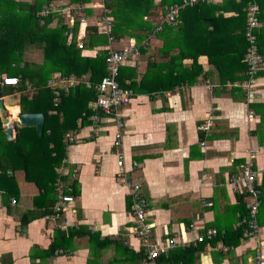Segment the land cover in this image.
<instances>
[{
    "label": "crops",
    "instance_id": "0c3cea01",
    "mask_svg": "<svg viewBox=\"0 0 264 264\" xmlns=\"http://www.w3.org/2000/svg\"><path fill=\"white\" fill-rule=\"evenodd\" d=\"M159 1L155 0L156 4ZM208 2L226 7L215 11L205 6L203 13L207 17L203 22L207 24L190 17L187 29L180 34L164 29L148 31L144 51L140 49V55L129 64L138 73L126 81L134 80L141 85L151 60L154 81L149 89L153 93L141 91L121 108L124 117L121 128L105 114L98 125L83 121L82 117L75 122L70 120L67 133L74 139L67 147L62 173L56 168L60 174L57 181L61 184L78 180L79 194L63 217L68 222L66 227L61 220H49L45 216L21 223L23 213L31 209L41 211L36 205L51 196L40 193L35 182L26 179L23 168H10L13 173L9 176H14L16 181V188L11 185L10 196L18 201L9 204V212L0 198V264H153L141 239L129 232V226L134 223L129 187L132 178L141 182L142 194L148 200L147 221L153 224V241L182 236L194 239L211 228L218 230L205 243L192 242L171 248L159 256L161 260L156 264H256L258 250L264 249V175L256 182L261 189L259 231L255 236L242 233L237 237L236 232H243L241 218L246 215L247 207L245 196L234 190L231 174H240L249 159L255 169L264 168V60L256 77V97L250 98L242 86L249 78L243 40L245 18L239 17L231 0ZM53 3L56 9L67 13L77 5H67L64 0ZM155 10V15L160 16L154 15L156 18L151 23L157 26L162 22L163 11ZM220 14L233 19L211 17ZM83 16L91 24L95 23L97 14L94 18ZM50 25L55 26L56 21ZM256 33L262 48L259 52L264 58V29ZM131 34L117 39L112 46H125L135 38L140 48L137 36ZM213 35L217 38L212 39ZM100 48L103 46L85 49L83 53L95 56ZM181 48L200 51L193 67L192 57L182 61L184 72L196 73V80L193 84L166 86L171 56L178 57ZM210 48L215 58L209 57ZM40 51L31 45L26 53L32 62L41 63L44 55ZM157 62L162 64L156 65ZM20 96L14 93L0 96L4 100L5 115L10 113L8 118L14 122L17 113L22 111ZM7 98L19 102L7 104ZM91 103L87 106L92 107ZM12 106H18L19 111L15 113ZM209 116L214 117L215 125L206 134L201 124ZM17 127L21 126L16 123L12 139L17 138ZM119 132L122 143L116 147L114 140ZM6 138L12 140L7 134ZM59 230L66 231L67 236L71 230L77 232L71 242L61 241L66 243V248L51 252ZM140 252H143L142 258L138 256Z\"/></svg>",
    "mask_w": 264,
    "mask_h": 264
},
{
    "label": "trees",
    "instance_id": "16d2710c",
    "mask_svg": "<svg viewBox=\"0 0 264 264\" xmlns=\"http://www.w3.org/2000/svg\"><path fill=\"white\" fill-rule=\"evenodd\" d=\"M53 1L57 0H0V73L3 75L19 76L20 78L18 86H0V96L19 91L21 94L19 104L22 106V111H40L45 114L44 132L42 135L39 134L35 127H17V138L12 140H7L0 118V198L4 201L3 204L10 212L11 205L9 204H16L18 201L15 196H10L11 187L16 188L15 177L9 176L8 173L10 168H23L26 179L34 181L40 193H45V196H51L50 199L49 197L46 200L43 199L44 201L40 205H36L41 211L31 209L23 213L21 216L22 224L44 217L53 211L59 193L56 181L60 178V174L58 175L56 168L60 167L66 158L67 147L69 145L66 133L70 129V120L73 119L75 122L78 117H82L83 121H91L94 124V121L89 119L92 114L98 113L101 118L103 117L102 114L109 116L99 108L88 107L89 103L93 102L96 96L94 85L87 87L84 83L79 84L80 91L78 94L75 93V88H72L68 93L62 91L60 101L57 104L55 103L56 93L47 84L48 79L53 73L63 75L73 73L78 76L88 74V78L94 84L102 79L107 71L106 56L108 49L104 46L109 43V34L100 32L95 23L88 24L87 35L84 39V49L96 46H103V48H100L95 56L83 54L84 49L78 47L79 33L84 27L81 17L84 14L89 17H95L96 14L94 15L93 8L91 6L87 7L93 0H64L67 5L72 3L77 4L68 13L61 11V8L56 9ZM104 1L111 8L109 15L114 16V26L110 34L115 39H121L127 32L131 33L134 28H143L149 32H155L156 23L153 25L146 20L151 14L157 13L155 9L158 10L160 8L163 11V16H165L170 11L171 6L186 3L185 0H161L158 2L159 4H156L155 0ZM208 1L199 0L193 4L186 3L180 9L177 17L178 23L164 22V31H177L180 34L187 29L186 26L189 23L190 17L203 22L204 17H207L203 13L205 6L215 8V11L218 8L226 7L225 5H217ZM249 1L237 0L235 2V0H231V3H234L235 9L239 11V17L242 18L244 16L246 26ZM256 1L260 6L261 19L264 20V0ZM44 6L49 9V13L39 15L37 12ZM220 16L223 19H233V17H225L222 14L211 17L217 20ZM41 20H44V23H41ZM54 21H56V25L51 26L50 23ZM126 21L129 23L128 25H125ZM18 24H20V28L16 27ZM246 26L244 27L243 40L244 46L247 49ZM149 32L144 34L132 33L134 36H137L141 50L144 49V43H148ZM23 35H27L32 41L33 37H36L39 41L38 45L42 48L44 55L41 63L32 62L29 59L26 53L27 43L25 44V40L23 41ZM211 38L216 39L217 37L213 35ZM214 44L216 46V43ZM259 48L260 52H262L260 45ZM163 50L166 55L168 46ZM208 52L210 58H215L212 48ZM179 53V58L171 56L169 63L172 66L167 78L169 84L165 83L166 86L170 85V87H174L176 84L181 86L182 83L193 84L196 80V73L184 72L182 61L184 58L192 57L193 67L197 62L200 51H186L184 48H181ZM226 53L225 47L224 54ZM245 53L242 58H244ZM165 63L170 66L167 62ZM129 64L130 62L121 66L118 76L119 82L123 86L133 89V97L141 91L152 94L153 91L149 87L150 83L154 81L153 75L150 72L153 62L149 60L148 70L140 82L141 85H138L134 80L129 83L126 81L127 78L135 77L138 73L137 69ZM158 64H162V62H157L156 65ZM160 77L163 78L165 75ZM159 81L161 80L159 79ZM11 108H17L19 111L18 106H12ZM232 174L238 175L234 172ZM72 187V193L79 194L78 180L72 183ZM64 191L68 192L69 190L64 189ZM13 199L16 200L15 203H13ZM76 232V230H71L69 236H67L66 231L62 230L60 232L59 230V236L54 239L50 251L54 252L58 248H66V243L61 241L71 242V237ZM242 233V230H239L238 233L236 232V236L239 237ZM138 256L142 258L143 252H140ZM159 260H161L160 257L158 258Z\"/></svg>",
    "mask_w": 264,
    "mask_h": 264
},
{
    "label": "built area",
    "instance_id": "2783aa9c",
    "mask_svg": "<svg viewBox=\"0 0 264 264\" xmlns=\"http://www.w3.org/2000/svg\"><path fill=\"white\" fill-rule=\"evenodd\" d=\"M199 0H185L186 3H196ZM173 5L170 11L163 16L162 22L157 25L155 32L163 29V23H178V15L180 9L186 4ZM100 12L97 17L95 24L98 26L100 32L109 34V43L105 46L108 49L106 56L107 71L102 79L98 83H93L85 74L78 76L76 74H53L48 79V86L55 91V103L60 101L61 92L68 93L75 86L84 83L87 87L94 85L96 89V96L91 106L95 109H101L106 114L111 116L117 127L121 128L124 125V117L121 113V108L128 105L134 95V91L131 88L123 86L118 79L120 68L123 64L131 62L140 55V48L135 41V38H131L130 42L122 47H113L112 43L117 41L115 37L110 34L112 27L114 26V18L109 15V11ZM49 13V9L45 6L42 10V14L46 15ZM73 20V19H72ZM81 22L85 25L88 24L85 16L81 17ZM264 28V20L261 19L260 6L256 0H250L247 7V26H246V41L247 51L245 55V62L247 63V73L249 78L242 83L245 88L248 97L254 98L256 77L259 70L263 66V58L259 52L258 37L257 33L259 30ZM83 35H79L78 47L84 49V43L80 40ZM20 81L19 76L13 75H2L0 86L12 85L18 86ZM31 88V86H29ZM14 94H20L19 91H15ZM89 119L94 121L95 125L101 122L102 118L98 113L92 114ZM215 125L213 116H209L202 124L201 129L206 134H210L212 128ZM66 138L69 142L73 141L71 133H66ZM122 134L119 132L114 140L116 147L121 146ZM204 144V142H203ZM119 164L123 165V155L119 156ZM136 164V162H135ZM59 173H62V168H59ZM264 175L263 169H255L253 167L252 159L246 162L240 174L231 175L232 182L234 184V190L242 193L246 198V215L241 218V225L243 228L244 236H255L259 231V224L257 216L261 207V189L257 187L258 177ZM130 182V180H129ZM130 193L132 195L131 212L133 215L134 223L129 226V232L141 239V243L145 248L147 258L156 264L161 254L168 253L171 248L177 245L188 246L192 242L198 244L205 243L209 239H212L218 234L216 228H211L206 233H200L194 239H188L186 236H182L180 239L175 237L169 238L167 241H153L152 240V226L153 224L147 221L148 212V200L142 194V184L136 178H132L129 183ZM58 193V199L54 204L52 213L46 214L45 218L49 220H61L63 226H67L68 222L63 219L65 211L70 208L76 201V194L72 193V183L68 182L65 185L60 183V180L56 183ZM64 189H68L65 192ZM16 202L15 199L12 200ZM256 264H264V249L260 248L255 256Z\"/></svg>",
    "mask_w": 264,
    "mask_h": 264
},
{
    "label": "water",
    "instance_id": "95a60500",
    "mask_svg": "<svg viewBox=\"0 0 264 264\" xmlns=\"http://www.w3.org/2000/svg\"><path fill=\"white\" fill-rule=\"evenodd\" d=\"M2 78V74L0 73V81ZM75 93H79V86L75 87ZM96 99V98H95ZM5 105L4 100L0 99V117L2 124L5 127V132L9 139H12L14 134V127L16 123L21 127H35L39 134L42 135L44 132V124H45V114L43 112H24L20 111L18 117L16 118L15 122L9 119L5 115ZM13 170H9V174H12Z\"/></svg>",
    "mask_w": 264,
    "mask_h": 264
},
{
    "label": "rangeland",
    "instance_id": "374dc122",
    "mask_svg": "<svg viewBox=\"0 0 264 264\" xmlns=\"http://www.w3.org/2000/svg\"><path fill=\"white\" fill-rule=\"evenodd\" d=\"M91 5V7L92 6H94L95 8H93V10H94V15L95 14H98L99 12H103V11H105V9H107L109 12L111 11V8L110 7H108L107 5H106V3H105V1L104 0H93L88 6H90ZM42 10H43V7H42V9L39 11V12H37L39 15L40 14H42ZM107 11V12H108ZM155 14H151L149 17H148V19H146V18H144V19H146V20H148L150 23L153 21V19L154 18H156L155 16H157V18L160 16L159 14H157V15H155ZM114 17V16H113ZM132 19H134V18H132ZM137 20V19H136ZM158 20V19H157ZM162 20H163V18H162ZM17 24V23H16ZM129 23L126 21V24L125 25H128ZM134 24V23H133ZM87 24H85L84 25V27L82 28L83 30H81V32L79 33V35H83V37L82 38H80V40L85 44V41H84V39H85V37H86V35H87ZM16 27L17 28H20V24H18V25H16ZM85 29H86V31H85ZM133 30L134 31H136L135 33H138V31H139V33H141V34H144V33H147L148 32V30H144L143 28H141V29H139V28H134V29H132V32L131 33H133ZM138 30V31H137ZM131 33H128L127 32V34L129 35V34H131ZM132 35V34H131ZM124 37V36H123ZM22 39H23V41L25 40V44L27 43V45H26V51L27 50H30L31 49V45H33V46H36V48H40L41 49V51H40V54L42 53V55H43V50H42V48L41 47H39V45H38V40L36 39V37H33V41L31 40V38L30 37H28L27 35L25 36V35H23V37H22ZM35 42H37V43H35ZM85 50V49H84ZM84 54V53H83ZM54 74V73H53ZM13 98H11V100L9 101V99L7 98V99H5V102L7 103V104H14V103H16V102H19V100H12ZM14 112H18V110H17V108L14 110ZM13 115V114H12ZM7 117H11V114L10 113H8L7 114ZM62 167V165H60V167H58V169L59 168H61ZM68 181V180H67ZM69 182V181H68Z\"/></svg>",
    "mask_w": 264,
    "mask_h": 264
},
{
    "label": "bare ground",
    "instance_id": "6f19581e",
    "mask_svg": "<svg viewBox=\"0 0 264 264\" xmlns=\"http://www.w3.org/2000/svg\"><path fill=\"white\" fill-rule=\"evenodd\" d=\"M18 114H19V112L17 113L16 118L18 117Z\"/></svg>",
    "mask_w": 264,
    "mask_h": 264
}]
</instances>
